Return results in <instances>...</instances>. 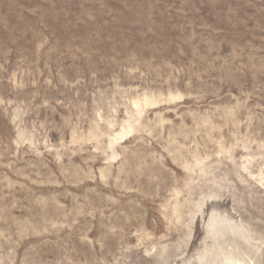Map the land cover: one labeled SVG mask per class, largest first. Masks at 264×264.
<instances>
[{
	"label": "rangeland",
	"instance_id": "1",
	"mask_svg": "<svg viewBox=\"0 0 264 264\" xmlns=\"http://www.w3.org/2000/svg\"><path fill=\"white\" fill-rule=\"evenodd\" d=\"M203 202L264 264V0H0V264H197Z\"/></svg>",
	"mask_w": 264,
	"mask_h": 264
},
{
	"label": "bare ground",
	"instance_id": "2",
	"mask_svg": "<svg viewBox=\"0 0 264 264\" xmlns=\"http://www.w3.org/2000/svg\"><path fill=\"white\" fill-rule=\"evenodd\" d=\"M204 203V202H203ZM197 205L192 216L203 219L201 255L197 264H260L263 246L260 238L226 213L211 210L203 217V204ZM162 249V248H161ZM166 249V248H165ZM262 251V252H261ZM263 255V254H262Z\"/></svg>",
	"mask_w": 264,
	"mask_h": 264
}]
</instances>
